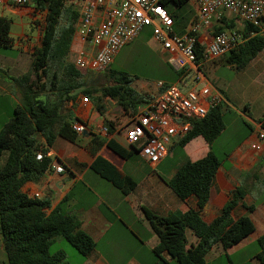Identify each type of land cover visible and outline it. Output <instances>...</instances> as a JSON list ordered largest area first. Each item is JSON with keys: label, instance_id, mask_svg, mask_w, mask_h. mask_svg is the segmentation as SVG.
<instances>
[{"label": "crops", "instance_id": "obj_1", "mask_svg": "<svg viewBox=\"0 0 264 264\" xmlns=\"http://www.w3.org/2000/svg\"><path fill=\"white\" fill-rule=\"evenodd\" d=\"M190 4L196 14V7L192 2ZM10 10L32 18L26 6L12 7ZM230 18H235L233 30L244 29V24L238 17L225 13L221 18H214L211 26L200 33L202 44L205 46L211 41L213 27L221 25V20ZM239 23L241 28L237 27ZM33 38L35 36L20 35V41L13 43L14 48L4 49L6 55L0 56V131L14 118L17 106L25 111L29 110L27 103L30 102L31 92L26 93L25 81L22 79L27 75L30 79L31 76L33 60L28 48ZM36 38L38 46L41 45V35ZM126 46L116 56L112 67ZM67 60L71 64L70 55ZM217 61L205 65L202 72L206 81L222 94L224 116L226 110H235L248 120V129L239 138L237 146L229 153L224 152L222 156L214 150L216 140L210 146L202 136L186 143L177 138L169 146L168 155L157 165H150L125 140V129L135 113L126 111L109 98L102 104V114L96 109L93 100L85 102L84 96L80 94L65 103L64 107L67 106L73 117L86 125V134L79 135L76 142L57 136L47 154L51 159L48 170L38 181L27 182L22 190L29 197L38 194V199L47 201V214L67 199V208L81 221L82 230L96 243L95 249L87 257L81 255L78 264H156L153 248L159 243V238L151 227L149 217H165L175 211L185 213L199 209L196 196L181 200L171 189L169 182L185 163L201 160L211 150L218 156L221 164L211 185L209 201L201 210L202 219L208 225L211 224L221 215L226 203L241 190L243 198L231 213L230 220L235 222L240 217L249 215L255 230L226 251L220 246H214L206 256V264L219 261L224 256L228 259V264H260L257 259L260 250L257 241L264 236V139L259 138V133L264 130V50L241 71H237L235 65H229L239 77L230 86L224 85L223 88L215 85L204 70L208 67L210 72L216 71L219 66L224 65ZM105 127L108 132L102 131ZM226 130L225 125L219 136H223ZM94 137L104 141L96 155L88 149L89 142ZM37 138L41 143L45 142L42 135L39 134ZM111 141L123 147L128 156L123 157L113 151L107 145ZM256 143L261 145L260 150L252 147ZM7 156L6 152L0 156V170L5 165ZM97 157L115 168L113 171L105 163H100L111 175L129 177L135 181L136 186L130 194L123 195L122 188L93 168ZM59 166L63 168L60 173L56 172ZM123 184L130 186L129 181ZM249 207L254 210L250 212ZM186 237L187 250L199 243L198 237L189 228L186 230ZM105 240L119 243H105ZM101 242L105 245L102 249L99 247ZM66 256L68 264H71L67 253ZM211 256H214L213 260ZM165 258L171 261L167 254Z\"/></svg>", "mask_w": 264, "mask_h": 264}, {"label": "trees", "instance_id": "obj_2", "mask_svg": "<svg viewBox=\"0 0 264 264\" xmlns=\"http://www.w3.org/2000/svg\"><path fill=\"white\" fill-rule=\"evenodd\" d=\"M190 1L163 0L175 24L181 16L180 7ZM33 4L35 9L46 11V23L41 46L33 57L31 74L38 76L39 72H42L47 76L51 72L50 88L56 99L37 101L33 96L36 84L30 81L28 75L22 79L25 81L26 93L31 92L30 102L27 103L29 110L25 111L21 106H17L14 118L0 131V156L8 153L5 165L0 170V231L8 264H68L64 251L51 252V245L56 239L63 238L83 257H87L95 249L96 243L82 230L81 221L67 208V199L47 214L45 210L49 203L29 197L22 188L27 182L38 181L48 170L51 159L47 154L57 136L71 142L77 141L79 135L72 128L76 119L71 113H67L64 107L68 100L81 93L89 101L93 100L96 109L102 114V100L106 98L116 101L131 113H135L148 99L132 87L134 79L127 72L116 71L112 66L100 75L109 73L107 76L114 82L113 85H87L84 74L67 60L79 17L78 10L68 5L66 0H33ZM64 14L68 22L60 29V20ZM221 23L214 27L213 35L235 28L233 20L223 19ZM10 26V21L0 16V46L5 49L13 47ZM149 29L146 28L142 32H147L148 40L152 33ZM253 30L245 24L243 33L248 36ZM196 48L197 61L200 62L204 45L199 43ZM263 50L264 35H256L223 58L227 64L235 65L236 70L241 71ZM166 66L168 73L163 74L158 81H177L181 73L173 70L168 64ZM57 67L63 70L61 77L57 73ZM46 88L42 85L43 91ZM222 106L220 104L213 107L205 118L193 121L192 130L182 142L186 143L202 136L211 146L225 129ZM262 127L264 129V118ZM39 134L44 137V143L38 140ZM103 145V140L94 137L89 142L88 149L96 155ZM107 145L117 154L128 156L127 151L118 144L111 141ZM39 153L43 154L40 161L37 160ZM102 162L115 171V168L101 157H97L93 168L122 188L123 195L130 194L136 186L135 181L129 177L119 178L111 175L100 165ZM220 164V159L211 150L203 159L185 163L170 180L169 186L181 200L196 196L199 209L185 213L175 211L165 217H149L151 227L159 238V243L153 248L156 264H170L165 258L166 254L178 264H206V256L214 246H220L226 251L254 232L255 225L249 215L242 216L235 222L230 220L231 213L243 198L241 190L226 203L221 215L211 224L208 225L202 219L201 210L209 201L211 185ZM126 181L130 182V186H124ZM248 210L251 212L254 208L249 207ZM188 228L198 237L199 243L187 250ZM257 244L260 249L257 259L260 264H264V236L258 239Z\"/></svg>", "mask_w": 264, "mask_h": 264}, {"label": "built area", "instance_id": "obj_3", "mask_svg": "<svg viewBox=\"0 0 264 264\" xmlns=\"http://www.w3.org/2000/svg\"><path fill=\"white\" fill-rule=\"evenodd\" d=\"M3 7L26 6L30 0H0ZM196 15L182 35H176L175 22L163 0H66L79 13L75 25L70 62L79 70L94 74L108 71L116 56L150 28L151 40L166 57V63L181 73L177 81L156 83L157 94L140 105L125 129V140L150 164L157 165L169 153L174 139H184L192 130V122L206 117L209 111L224 102L222 94L208 83L202 68L237 50L247 40L264 35V0H191ZM231 13L254 30L248 36L243 30L213 35L197 61V44L202 29L211 26L214 18ZM84 101H89L84 97ZM73 130L81 135L86 125L75 120ZM102 131L108 132V128ZM264 139V130L259 133ZM260 150V144L252 146ZM43 154L37 155L42 160ZM63 171L61 166L56 172ZM36 194L32 198L38 199Z\"/></svg>", "mask_w": 264, "mask_h": 264}, {"label": "rangeland", "instance_id": "obj_4", "mask_svg": "<svg viewBox=\"0 0 264 264\" xmlns=\"http://www.w3.org/2000/svg\"><path fill=\"white\" fill-rule=\"evenodd\" d=\"M190 3L191 2H188V4L180 7L179 9V14L181 16L174 26L176 35H182L196 15ZM26 7L28 8L29 13L32 15V18L27 15L21 16L20 14H15L7 7H3V3L0 2V16L7 18L11 23L10 36L13 38V43L20 41V35L35 36V38L32 39V44L30 43L31 45L28 48L31 59L33 60L34 55L41 46H38L36 37L41 35L42 40L46 23V11L35 9L33 0H30V3L26 5ZM230 20L235 21V18L228 19V21ZM67 22L68 20L64 14L60 20V29L64 27ZM237 27L241 28L242 25L239 23L237 24ZM205 30L206 28L202 29V32H205ZM146 33L147 32L142 33L136 41L126 46L113 68L116 71L127 72L134 79L132 87L146 99H149L157 94L156 83L160 78L163 77V74L168 73V67L166 66V57L161 52L160 47L154 43L151 38L148 40ZM12 48L14 47H11L10 49ZM4 49V47L0 46V56L6 55ZM217 62L224 65L219 66L216 71L211 72L210 68L206 67L204 70L207 73V76L215 83V85L220 88H223L222 86L224 85L230 86L237 80V77H239L236 70L232 69L229 64L225 62L224 58L218 59ZM80 72L84 74L87 85L94 83L97 85L111 86L114 84V82L107 76L109 73H106V75H99L85 70H80ZM57 73L61 77L63 74L62 68L57 67ZM30 79L34 84H36V87L34 88L35 90L33 91V96L37 98V101L44 102L47 98H49L51 101L56 99V95L53 94V91L50 88V80L52 79L51 72L48 73L47 76H45L42 72H39L38 76L33 73L31 74ZM42 85L47 87L44 91L42 90ZM79 94L82 95L81 93ZM105 101L107 102V100L103 99L102 104ZM117 105L119 104L117 103ZM65 111L70 114L67 106ZM225 112L224 122L227 129L226 133L223 136H219L214 144V150L219 156H222L224 152L229 153L233 148H235L238 144L239 138L245 133L246 129H248V120L245 116L239 115L235 110H226ZM107 242L115 244L119 243V241L115 240H105V243ZM99 247L101 249L104 248V242H101ZM60 250L68 254V260L71 264H78V259L81 257V255L63 238L56 239L51 245L52 253ZM121 258L123 259L124 257ZM213 259L214 256H211V260ZM220 263L228 264V259L224 256V258L213 262L212 264ZM0 264H8L1 231ZM170 264L178 263L174 260H171Z\"/></svg>", "mask_w": 264, "mask_h": 264}, {"label": "water", "instance_id": "obj_5", "mask_svg": "<svg viewBox=\"0 0 264 264\" xmlns=\"http://www.w3.org/2000/svg\"><path fill=\"white\" fill-rule=\"evenodd\" d=\"M85 134H86V132L83 133V135H85Z\"/></svg>", "mask_w": 264, "mask_h": 264}]
</instances>
